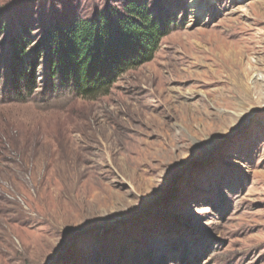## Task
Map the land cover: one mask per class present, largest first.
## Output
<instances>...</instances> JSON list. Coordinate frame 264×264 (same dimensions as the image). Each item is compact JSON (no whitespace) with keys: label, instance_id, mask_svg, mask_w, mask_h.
I'll list each match as a JSON object with an SVG mask.
<instances>
[{"label":"rangeland","instance_id":"rangeland-1","mask_svg":"<svg viewBox=\"0 0 264 264\" xmlns=\"http://www.w3.org/2000/svg\"><path fill=\"white\" fill-rule=\"evenodd\" d=\"M129 1L177 30L94 101L48 95L42 67L16 100L0 37V264H264V0H0V11L37 43L52 24Z\"/></svg>","mask_w":264,"mask_h":264},{"label":"trees","instance_id":"trees-1","mask_svg":"<svg viewBox=\"0 0 264 264\" xmlns=\"http://www.w3.org/2000/svg\"><path fill=\"white\" fill-rule=\"evenodd\" d=\"M9 30L0 11V37H7L16 100L33 96L42 67L48 95L61 91L94 101L109 95L119 78L150 63L177 26L170 14L129 1L87 20L52 24L37 43L28 29L15 34Z\"/></svg>","mask_w":264,"mask_h":264},{"label":"bare ground","instance_id":"bare-ground-1","mask_svg":"<svg viewBox=\"0 0 264 264\" xmlns=\"http://www.w3.org/2000/svg\"><path fill=\"white\" fill-rule=\"evenodd\" d=\"M227 45H228V44H227ZM223 46H224L223 48H226L225 45H223ZM216 47H217V46H216ZM220 48L222 49V47H220ZM228 48H231V49H228ZM228 48H227V49H228L227 51H226V50L223 51V50H221V49H220V50H221V53L225 54V57H224L225 60L231 62L230 64H233L234 61H235L234 58H233V55H234V54H232V51H231V50H233V49H232V47H231L230 45H228ZM217 59H218V58H217ZM228 70H229V69H228ZM242 71H243V70H242ZM251 71H252V70H251ZM251 71H250V72H251ZM238 72H239V71H238ZM247 74H248V73H247ZM258 81H259V80H258ZM258 83L260 84V82H258ZM258 83H257V84H258Z\"/></svg>","mask_w":264,"mask_h":264}]
</instances>
